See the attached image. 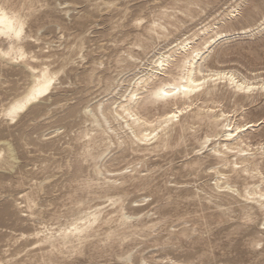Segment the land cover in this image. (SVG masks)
Wrapping results in <instances>:
<instances>
[{
	"label": "bare ground",
	"instance_id": "6f19581e",
	"mask_svg": "<svg viewBox=\"0 0 264 264\" xmlns=\"http://www.w3.org/2000/svg\"><path fill=\"white\" fill-rule=\"evenodd\" d=\"M165 1H169L170 4L183 1L185 4L180 11L169 12L168 8L162 4L160 7L158 4L151 6L149 2L139 3V0H61L55 2V8L53 4H41V0H0V90H2L0 95L8 96L7 103L0 109L2 123H17L22 117L27 116L32 108H38L43 103L51 101L50 105L45 108L61 104L64 100L53 96L57 90V82L60 81L62 85L61 73L70 63L79 60L80 63L87 65L81 73L76 75L79 83L84 85L80 91V102L82 104L85 102V105L82 109L79 108L81 110H78V107L71 109L67 118H79L82 123L86 125L89 123L92 132H95L90 134L88 130H84L78 134L77 141L83 140L84 142L81 146L82 152L78 154V157L85 163L89 159L94 161V174L104 177L105 185L109 191L115 192V195L109 197V200L114 206L120 205L118 223L121 226L129 229L137 228L133 221L137 222L140 218L128 214L125 210L124 202L130 194L131 187L147 190L157 196L156 202L161 203L159 208L167 205L162 203L163 200H166L164 195H159L161 190L151 186L152 183L142 175L143 171L137 169L138 166H132L129 173L117 171L119 174L115 175L116 172L113 175L112 172H103V159H106L107 155H111L108 153L113 147H116L122 159L129 151L143 154V156L147 153L157 154L158 151H167L168 149L171 151L170 148H173L171 146L179 147L186 137L185 133L195 132L196 126H198L196 129L205 126L212 133L206 134L198 141L199 150L192 151L194 158L186 162V171L188 170L190 174L197 173L210 159L213 161V165L210 164L209 173H213L215 179L212 176L213 179L204 184V187L200 186L196 189L195 194L199 197L203 194L204 199L221 211H224L223 209L226 207L229 210L237 204L245 218L252 221L253 211H264V201H262L264 183L262 181L261 184H249L247 181L254 178L264 179L260 167V161L264 160V144L260 149L256 148V152L250 153L248 143L252 138L263 137V133L258 132L257 129L264 125V119H261L262 123H260L261 121H251L245 124L234 123L230 114H227L223 110L224 108L221 109V105L220 107L216 105L228 97H237L239 101L247 100L250 101V105H253L258 100L257 95L264 96V79L260 77L259 80V76H255L259 81L252 82L232 70L210 69L205 63L220 43L230 41L237 36H250L262 31L264 16L257 26L244 28L241 32H223L215 28L216 24L205 25L187 38L178 40L176 45L171 48L160 49V51L153 48V55L149 57L148 50L152 47L153 41L156 38L158 40L167 38L169 27L182 23L178 13L185 17H193L194 7L201 3L204 4L203 0ZM245 1H241L236 7L223 13L221 22L226 23L236 19L239 8L244 5ZM132 3L136 4L132 6ZM82 5L86 6L75 17L76 22L73 25L64 24L62 20L54 17L53 12L58 8H62V12L68 15ZM156 7L164 9L158 11V17L162 18L156 19L157 15H154L157 13ZM47 25L51 26L50 30L41 33L43 27ZM93 25L96 28H102L95 32L98 36L97 39L86 37L89 27H93ZM56 30L61 33L58 40L67 38L65 47H68V53L44 52L43 45L48 46L49 50L53 46L48 35ZM86 42L92 45L89 46L90 51L84 52ZM119 43H129V46L132 44L140 49L142 54H135L133 49H126L131 50L126 56L103 54V51L110 49L109 44L116 50L119 48ZM105 59L107 62H124L136 67L139 64L145 66V61L149 68L141 71L129 81L127 88L124 86L126 80L117 81L113 87L111 86L112 92H120L122 88H125L119 99L112 98V100L106 101L102 99L94 103L93 100H88V96L91 95L92 85L103 84L104 77L101 69ZM56 64L59 66L55 68ZM10 77H17V80H11ZM220 86L225 89L224 92H219ZM166 92L171 95L165 96ZM157 94H159V98ZM241 105L244 107L243 104ZM156 108H161L162 111L160 110L161 113L155 117L152 112ZM217 108L219 109L217 110ZM262 108L264 111V106ZM172 113H177V115L171 120L164 119L165 116H171ZM241 129L243 131H240ZM58 132L60 129L55 131L56 134ZM28 137V133H24L20 137L21 147L30 144L27 141ZM12 143L0 136V171H12L18 165L17 149ZM103 146L105 150H103ZM245 147L248 149L245 150ZM116 149L113 148L114 151ZM77 163L78 167L73 172L75 180L84 177L85 173L82 162L77 161ZM73 167L75 166L73 165ZM145 167L148 168V165ZM108 169L112 171L110 168ZM129 169L127 168L126 171ZM148 172L150 173V171ZM241 179L244 183L242 186H238L237 181ZM210 181H214V183L211 184ZM130 183L131 185L128 186ZM38 190L44 191L43 183L38 185ZM32 197L27 194L23 197L29 211L34 206ZM149 197L151 196L144 197L135 203H148ZM153 204L154 202L147 205L150 207ZM20 206L21 204L18 205V207ZM102 213L103 210L97 207L86 218L78 219L70 227L60 231L58 236L50 233L41 237L42 232H37L32 236L37 239L36 244L45 246L42 250L68 245L80 247L90 243L92 239H96L98 233L96 226L103 225ZM162 214L164 215L165 212L162 211ZM142 215L144 216V214ZM113 218L110 217L107 220L110 222L113 221ZM154 228L155 226H150L147 229L153 231ZM115 236H118V233H111L108 237ZM21 237L25 238V235L22 234ZM132 257H127L126 260L132 262ZM142 263L148 264L144 258H142ZM0 264L2 263L0 262ZM173 264L182 263L175 261Z\"/></svg>",
	"mask_w": 264,
	"mask_h": 264
},
{
	"label": "rangeland",
	"instance_id": "374dc122",
	"mask_svg": "<svg viewBox=\"0 0 264 264\" xmlns=\"http://www.w3.org/2000/svg\"><path fill=\"white\" fill-rule=\"evenodd\" d=\"M56 1L61 0H41V4H53L55 8ZM208 1L203 0L204 4L201 3V6L194 7L193 17H185L178 13L182 23L170 26L167 38L160 40L156 38L153 41L152 47L148 50L149 57L153 55V48H156L157 51L171 48L176 45L178 40L187 38L205 25L216 24L215 28L223 32H241L244 28L257 26L264 16V0H246V3L244 2V5L239 8L236 19L222 23L223 13H226L227 10L230 11L243 0ZM143 2H149L151 6L158 4V7L162 4L168 8L169 12H178L185 4L183 1L170 4L165 0H139V3ZM85 6H78L68 15L62 12V8H58L53 14L64 24L73 25L76 22L75 17ZM158 7L155 9L157 13L154 14L157 15L156 19L161 17H158V11L161 9ZM50 28L49 25L44 26L41 33H46ZM89 28L90 32L88 31L86 37L97 39L98 36L95 32L102 28H96L95 25ZM48 36L53 46L49 50L48 46L43 45L44 52L68 53V47H65L67 38L58 40V37L61 36L60 31L56 30ZM122 44L119 43V48L116 50L109 44L110 49L103 51V54L126 56L131 51L126 49H133L135 54H142V51L132 44L131 46L129 43ZM86 45L84 52L91 50L89 46L92 44L87 43ZM78 62L79 60L70 63L61 73L62 85L60 81L57 82L58 91H54L53 96L64 100L61 104L45 108L50 105L51 101L43 103L41 108H32L27 113L28 115L22 117L17 123H2L0 117V136L13 142L18 153L17 167L9 172L0 171V262L2 264H143L142 258H144L148 264H173L175 261L182 264H264V230H262L264 229V211H253V220L249 221L237 204L229 210L226 207L223 209L224 211H221L204 199L203 194L200 195L201 197L195 194L196 189L200 186L204 187V184L213 179L212 176L215 179V175L209 173L210 164L213 165V161L210 159L197 173L190 174L185 168L186 162L194 158L192 151L199 150L198 141L206 134L212 133L205 126L199 127L200 130L196 129L198 127L196 126L195 132L185 133L187 138L184 137L183 144L181 142L179 147L176 146L177 148L172 145L173 148H170L171 151L168 149V152L163 150L164 152L147 153L143 156L140 153L127 151L128 153L122 159L116 147H113L116 149L115 151L113 148L111 149V152L108 153L111 155H107V158L103 159L104 173L106 171L112 172L113 175L117 171L129 173L132 166H138L137 169L143 171L142 175L148 178L152 183L151 186L161 190L159 195H164L166 200H163L162 203L167 204L163 207L164 209L159 208L161 203L156 202L157 196L147 190L131 187L124 206L128 214L140 217L139 221H133L137 228L129 229L118 223L120 205L114 206L109 200V197L114 196L115 192L109 191L105 185L104 177L94 174V161L89 159L85 163L78 157L84 143L83 140L77 141L78 134L84 130H88L90 134L95 132H92L89 123L87 126L79 118H67L71 109L78 107L77 109L81 110L85 105V102L83 104L80 102V91L84 85L79 83L76 75L81 73L87 65ZM145 63V66L139 64L136 67L124 62H107L105 59L101 69L104 77L103 84L92 85L88 100H93L95 103L102 99L103 101L112 100V98L119 99L125 88L128 87V82L141 71L149 68L148 63L144 61ZM205 65L210 69L232 70L252 82L259 81L260 77L264 79V29L250 36L241 35L220 43L213 50ZM58 66L59 64L54 65L55 68ZM255 76H259V80ZM10 79L17 80V77H10ZM120 80H126L125 88L119 89L120 92H112L111 86L113 87ZM109 82L110 85H108ZM219 90V92L225 91L222 86L219 87ZM1 92L2 90H0ZM257 97L258 100L253 105H250V101L247 100L239 101L237 97H230L231 99L228 97L223 100L224 102L218 104L219 106H216L220 107L221 105V109L224 108L223 110L230 114L234 123L245 124L251 121H261L264 119L262 108L264 96L257 95ZM7 99L8 96L0 95V109L7 103ZM41 109L43 110L40 111ZM156 109L152 112L155 117L162 111L161 108L157 109L159 112ZM156 112L158 114H155ZM262 122L263 120L260 123ZM58 129L60 132L56 134L55 131ZM257 131L262 132L263 137L258 136L249 141L250 153L256 152L264 144V125L260 126ZM24 133H28L29 140L27 139V141L30 144L21 147L20 137ZM173 134L175 135V132ZM246 149L248 148L245 147ZM103 150H105L104 146ZM77 161L82 162L85 173L84 177L75 180L73 172L78 167ZM91 161L93 164L90 163ZM260 163L264 176V160ZM147 165L148 168L145 167ZM72 168L74 169L72 170ZM127 168L130 169L126 171ZM119 173L117 172L115 175ZM262 181L264 183V179L254 178L247 182L261 184ZM42 183L44 191L40 192L38 185ZM209 183L213 184L214 181ZM237 183L238 186H242L244 181L241 179ZM130 185L131 183L128 186ZM26 194L33 196L34 206L32 204L31 211L26 208L23 200ZM147 196H151L147 199L148 203H135ZM152 202L154 204L149 207L147 204ZM19 204H21V208L18 207ZM97 207L103 210V225L96 226L97 237L90 243L80 247L68 245L66 247L58 246V249L46 248L44 250L42 249L45 246L36 244L37 239L32 236L33 234L42 232L41 237L50 233L58 236L60 231L70 227L78 219L86 218ZM162 211L165 212L164 215ZM110 217L114 218L109 222L107 219ZM150 226H155V230L147 229ZM111 233H118V236L109 238ZM22 234L25 235V238L21 237ZM129 255L133 256L132 262L126 260L127 257H130Z\"/></svg>",
	"mask_w": 264,
	"mask_h": 264
},
{
	"label": "snow or ice",
	"instance_id": "6c2138e0",
	"mask_svg": "<svg viewBox=\"0 0 264 264\" xmlns=\"http://www.w3.org/2000/svg\"><path fill=\"white\" fill-rule=\"evenodd\" d=\"M162 67H163V65H161ZM213 79H215V78H213ZM201 83H204V81H201ZM185 91H188V89H185ZM248 91H251V89H248ZM158 95V98H159V94H157ZM164 95L165 96H168V95H171V93H168V92H166V93H164ZM134 98V97H133ZM177 115V113H172V115L171 116H165L164 117V119L165 120H171L173 117H175ZM249 127H251V125H249ZM240 131H243L242 129L240 130ZM230 138V137H229ZM262 201H264V197H262Z\"/></svg>",
	"mask_w": 264,
	"mask_h": 264
}]
</instances>
